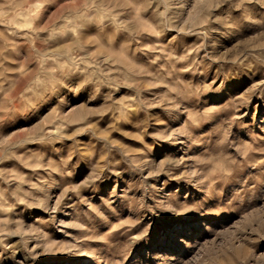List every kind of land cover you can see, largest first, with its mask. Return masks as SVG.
<instances>
[{"label": "rangeland", "instance_id": "rangeland-1", "mask_svg": "<svg viewBox=\"0 0 264 264\" xmlns=\"http://www.w3.org/2000/svg\"><path fill=\"white\" fill-rule=\"evenodd\" d=\"M0 264H264V0H0Z\"/></svg>", "mask_w": 264, "mask_h": 264}]
</instances>
